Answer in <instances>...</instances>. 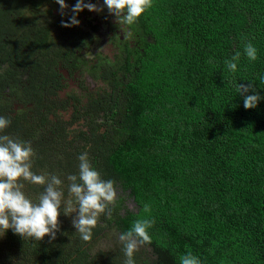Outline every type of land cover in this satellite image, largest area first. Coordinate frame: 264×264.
<instances>
[{
  "label": "trees",
  "instance_id": "1",
  "mask_svg": "<svg viewBox=\"0 0 264 264\" xmlns=\"http://www.w3.org/2000/svg\"><path fill=\"white\" fill-rule=\"evenodd\" d=\"M50 1L0 0V115L11 120L2 134L30 141L33 171L61 175L65 196L66 176L87 151L138 210L110 205L89 241L72 216L61 215L55 240L9 230L0 264H124L123 244L95 254L91 246L106 229L121 233L143 218L155 220L141 244L155 258L137 251V264H179L188 251L202 264H264V99L247 109L236 89L241 82L264 97V0H152L132 36L111 38L113 60L88 56L96 51L91 31L60 22L54 40L50 24L28 16ZM248 41L258 49L255 61L243 55ZM237 50L231 73L224 60ZM59 65L104 83L91 92L81 81L66 101L70 122L52 98L66 89ZM43 189L25 182L34 202Z\"/></svg>",
  "mask_w": 264,
  "mask_h": 264
},
{
  "label": "clouds",
  "instance_id": "2",
  "mask_svg": "<svg viewBox=\"0 0 264 264\" xmlns=\"http://www.w3.org/2000/svg\"><path fill=\"white\" fill-rule=\"evenodd\" d=\"M61 7V14L68 8L66 0H56ZM103 5L117 18V22L126 36H132L130 26L152 7V0H103ZM102 11L97 4L88 0H76L72 5L73 15L62 21L65 27L77 26L83 10ZM243 55L250 61L258 59V49L248 41L243 44ZM242 53L237 50L230 58L224 60L225 68L236 73ZM212 63V60L209 61ZM239 95L244 98V107H257L261 97L258 91L249 85L236 83ZM254 92V94H248ZM11 120L0 115V238L9 230L25 238L42 241L45 237L55 240L61 230V215L72 216V225L84 241L92 239L93 230L101 214L110 211V205L116 201V182L105 179L92 163L87 151L78 155V172L66 176L67 193L65 196V179L54 172L37 173L33 171L35 149L30 141L13 138L2 134ZM25 182L44 186L38 201L34 202L24 191ZM150 210L149 205L144 211ZM155 220L137 219L132 226L120 233L123 243L124 264H137L135 253L141 244L150 242L149 229ZM179 264H202L201 258L191 251L182 253Z\"/></svg>",
  "mask_w": 264,
  "mask_h": 264
},
{
  "label": "rangeland",
  "instance_id": "3",
  "mask_svg": "<svg viewBox=\"0 0 264 264\" xmlns=\"http://www.w3.org/2000/svg\"><path fill=\"white\" fill-rule=\"evenodd\" d=\"M89 2L97 4L102 11H89L88 9L83 10L79 13L78 19L81 21L79 27L86 31H91L94 36V50L93 49L88 53V56L92 57V54H98L102 57L109 58L110 60L115 59L118 54V48L115 44H113L111 38L113 37L125 41L128 36L125 35L123 29L117 22V18L115 15L111 14L106 6L103 5V0H89ZM68 4V8L64 9V15L61 14V7L56 2V0H51L50 3H47L43 6L37 16L35 12L28 11V16L35 19L40 24H50L52 36L54 38L57 37L59 31L58 26L59 23L69 19L73 15L72 13V5L73 2L66 0ZM52 11V12H50ZM35 13V15H34ZM58 38L54 39L57 40ZM4 67L7 69L8 65L5 64ZM4 68V69H5ZM59 70L64 75V85L66 89L59 91L58 96H52V98H57V107L56 111L59 113L60 117L66 121L70 122L72 120V115L74 109L71 107V103L68 104L66 101L70 98L71 94L77 93V86L81 84L82 80H84V84L88 87L91 92H97L98 89L104 84L100 79H95L92 77L91 71H85V68L82 69L83 74L78 71H75L72 76L70 71L66 70L63 66L59 65ZM28 74H23L21 84L27 83ZM20 79V80H21ZM24 79V80H23ZM74 88V89H73ZM74 91V92H72ZM79 93V92H78ZM86 101V98L83 99ZM55 115H52L54 117ZM78 123H73L70 128L77 129ZM117 198L116 201L111 204H117L118 207L122 210L123 214H126L128 209L130 210H138V206L131 195L129 190H124L122 187L117 188ZM76 214H72V218ZM68 217V216H66ZM72 225V222L70 223ZM120 232L115 227H110L106 229V231L101 235L93 244L91 248V253L95 254L97 251H107L111 249H115L123 243L119 240ZM138 252L145 253L148 255V258L153 260L155 256L152 254V249L148 246L140 245Z\"/></svg>",
  "mask_w": 264,
  "mask_h": 264
},
{
  "label": "flooded vegetation",
  "instance_id": "4",
  "mask_svg": "<svg viewBox=\"0 0 264 264\" xmlns=\"http://www.w3.org/2000/svg\"><path fill=\"white\" fill-rule=\"evenodd\" d=\"M81 67V66H80ZM71 73V72H70ZM75 73V72H74ZM72 76L74 75V74H71Z\"/></svg>",
  "mask_w": 264,
  "mask_h": 264
}]
</instances>
